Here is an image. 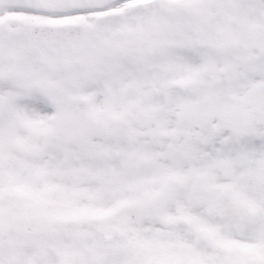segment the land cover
<instances>
[{
  "label": "snow or ice",
  "instance_id": "6c2138e0",
  "mask_svg": "<svg viewBox=\"0 0 264 264\" xmlns=\"http://www.w3.org/2000/svg\"><path fill=\"white\" fill-rule=\"evenodd\" d=\"M0 264H264V0H0Z\"/></svg>",
  "mask_w": 264,
  "mask_h": 264
}]
</instances>
